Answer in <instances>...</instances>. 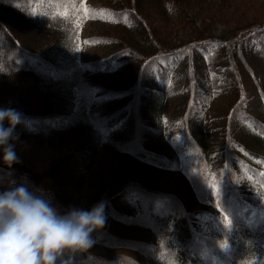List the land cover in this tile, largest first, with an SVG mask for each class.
<instances>
[{
	"label": "trees",
	"instance_id": "obj_1",
	"mask_svg": "<svg viewBox=\"0 0 264 264\" xmlns=\"http://www.w3.org/2000/svg\"><path fill=\"white\" fill-rule=\"evenodd\" d=\"M92 1L81 61L84 0H0V108L25 121L0 192L23 185L61 215L105 204L92 247L56 264H263L264 16L244 19L249 0ZM228 8L239 21L215 34ZM172 171L203 193L161 188ZM213 245L229 260L209 263Z\"/></svg>",
	"mask_w": 264,
	"mask_h": 264
},
{
	"label": "clouds",
	"instance_id": "obj_2",
	"mask_svg": "<svg viewBox=\"0 0 264 264\" xmlns=\"http://www.w3.org/2000/svg\"><path fill=\"white\" fill-rule=\"evenodd\" d=\"M24 123L17 110L0 108V148L9 167L18 161L9 141L18 139L14 130ZM105 223L103 202L90 211L71 209L61 215L23 185L0 192V264H56L65 250L91 248V234Z\"/></svg>",
	"mask_w": 264,
	"mask_h": 264
},
{
	"label": "rangeland",
	"instance_id": "obj_3",
	"mask_svg": "<svg viewBox=\"0 0 264 264\" xmlns=\"http://www.w3.org/2000/svg\"><path fill=\"white\" fill-rule=\"evenodd\" d=\"M88 2H86L87 4ZM208 6L212 9H216L215 4L213 3L212 0H208ZM246 5H248L250 7V11L248 12V14H244V19H248L250 17H261L264 16V0H249L246 2ZM213 13H215L214 11H212ZM234 12L231 9H226L223 13L225 19H230L229 21V25H224L223 23H217L216 26H214L213 31L215 34H219L222 30L225 29V27H230V26H234L238 21L239 18L234 17ZM222 15V17H223ZM88 23L85 25L84 29H85V33H83L82 37H81V43H80V56H81V60H86L89 59L92 55V50L90 48V46L87 44L86 42V37L87 34L89 32V28L87 27ZM85 38V40H84ZM166 89H167V93H168V97L171 96V93L175 91V86L172 83V77H170V80L167 82L166 84ZM249 107L258 110V104H257V100L255 98H251L250 99V104ZM214 110H208L206 112V117L203 118L204 122L205 120H207L209 118V116L214 113ZM202 128V129H200ZM204 126L202 125V123H200L197 127L198 130V136L199 138L202 139V141L209 145V147L214 146L213 142L211 140V137L209 136V134L203 129ZM200 129V131H199ZM214 130V128H213ZM246 142L248 144H250L253 148L254 147V142L251 138H246ZM29 146H24L23 149L25 151H29ZM256 149V148H255ZM164 152L167 153V151L169 152V148H163L162 149ZM258 150V149H256ZM264 153V149L262 147L259 148L258 151H260ZM39 163V162H38ZM39 166V164H38ZM46 167V166H45ZM158 185L163 188L164 190L167 191H171L174 193H178L181 194V192H186V191H192V189L198 194L201 195L204 191V186L205 183L203 181V179H196V180H190L186 174L183 173H179V172H174V173H170V174H166L163 175L159 180H158ZM187 197L189 198L190 196L187 195ZM85 197L83 198L82 202L85 203ZM248 204H253L252 200H247ZM195 209V208H194ZM244 217V216H243ZM236 221H234V225L236 224ZM233 236L230 235L229 239H232ZM259 243L264 244V235H260ZM196 248H199L198 244L196 245ZM236 246H234V249L232 251V255L236 254ZM203 254L206 257L209 258H213L214 256L220 257L221 259L228 261L229 260V256H226L225 253L223 251H221V249H219L218 245H213V247H204L203 249ZM211 259L209 260V263H211ZM264 264V263H263Z\"/></svg>",
	"mask_w": 264,
	"mask_h": 264
}]
</instances>
